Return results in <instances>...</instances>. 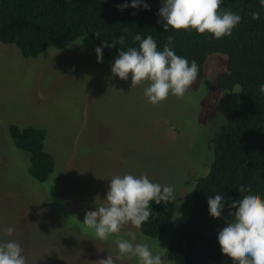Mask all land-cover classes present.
I'll return each mask as SVG.
<instances>
[{"label": "rangeland", "instance_id": "1", "mask_svg": "<svg viewBox=\"0 0 264 264\" xmlns=\"http://www.w3.org/2000/svg\"><path fill=\"white\" fill-rule=\"evenodd\" d=\"M132 3V0H130ZM160 10L163 0H143ZM142 6V5H141ZM104 58L80 36L62 50L47 48L23 59L13 46L0 44V242L16 240L27 264H96L116 257L115 240L137 233L125 227L102 241L83 224L86 212L106 198L110 180L126 173L147 174L177 195L164 232L148 239L164 258L167 241L189 212V186L211 161L209 140L237 105L239 89L219 91L215 78L226 70V58L208 55L202 78L182 98L158 105L144 96L147 82L132 87L111 72ZM43 129V150L52 173L42 183L27 175L28 155L8 139V125ZM193 179V180H192ZM192 180V181H191ZM15 229L11 237L4 231ZM116 264H137L124 259ZM233 264L222 254L219 262Z\"/></svg>", "mask_w": 264, "mask_h": 264}, {"label": "trees", "instance_id": "2", "mask_svg": "<svg viewBox=\"0 0 264 264\" xmlns=\"http://www.w3.org/2000/svg\"><path fill=\"white\" fill-rule=\"evenodd\" d=\"M129 4L123 11L118 5ZM225 10L242 17L230 36L215 39L196 30L163 31L164 21L158 9L132 8L130 0H0V44L13 46L23 59H33L47 48L62 50L80 36H85L96 49L102 42L111 44L121 35L123 44L103 48L102 56L114 64L119 51L139 49V41L151 35L163 50L168 36H174L172 50L199 66L197 80L202 78L208 55L226 58V70L215 78L221 92L238 87L236 107L225 116L209 140L211 161L203 176L189 186V212L177 233L166 244L164 258L169 264H208L222 257L218 232L231 222L225 204L221 218L209 214L208 198L217 193L231 198L258 193L264 199V7L260 0H223ZM258 11L259 20L249 13ZM158 20L161 22L158 23ZM99 33V37L96 36ZM12 146L28 155L27 175L42 183L52 173V160L43 150L45 131L32 127L8 125ZM191 180V181H192ZM250 185L251 192L239 193L238 186ZM152 215L138 233L144 238L159 237L170 222L173 203H151ZM232 211H235L233 209Z\"/></svg>", "mask_w": 264, "mask_h": 264}, {"label": "clouds", "instance_id": "3", "mask_svg": "<svg viewBox=\"0 0 264 264\" xmlns=\"http://www.w3.org/2000/svg\"><path fill=\"white\" fill-rule=\"evenodd\" d=\"M222 3L223 0H163L158 16L164 21V32L169 29L196 30L199 34L208 33L215 39H221L230 36L242 20L236 12L223 9ZM141 5L145 10H150L143 0H132V8ZM260 5L264 7V0H260ZM117 7L123 11L129 4ZM249 15L252 20L260 19L258 11ZM96 36L99 37V33ZM133 39L140 42L139 49L129 47L127 51L120 50L111 68L112 74L124 81L131 74L132 87L147 82L143 94L154 106L165 101L169 95L182 98L197 81V62H189L175 54L172 50L174 36L167 37L162 51L151 35L142 39L140 34H136ZM124 41L125 36L121 35L111 44L102 42V46L95 49L97 62H103V48L115 47ZM259 92L264 95V83L259 85ZM238 191L251 192V186L240 185ZM176 197L173 187L152 182L146 173L138 177L129 173L116 175L110 180L106 198L96 205V210L86 212L83 224L94 229L98 239L107 241L112 235L119 236L128 225L140 229L152 215L153 201L156 204H167L175 202ZM230 199L219 193L208 198L209 214L213 218L222 217L225 204L228 205L229 215L234 217L218 232L222 254L230 257L233 264H264V199L258 193L244 195L229 203ZM4 231L11 237L15 229L7 227ZM124 235L128 238L115 240L118 249L116 257L108 255L106 259L96 261V264H116V261L132 258L137 259V264H164L163 253L154 254L147 237L145 242L135 243V231L129 229ZM23 252V248L14 239L0 242V264H27Z\"/></svg>", "mask_w": 264, "mask_h": 264}]
</instances>
